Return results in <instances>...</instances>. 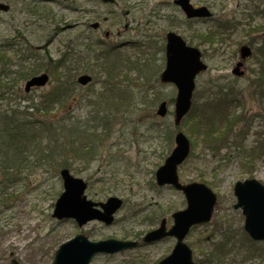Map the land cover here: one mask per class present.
Listing matches in <instances>:
<instances>
[{"label": "rangeland", "instance_id": "obj_1", "mask_svg": "<svg viewBox=\"0 0 264 264\" xmlns=\"http://www.w3.org/2000/svg\"><path fill=\"white\" fill-rule=\"evenodd\" d=\"M41 1L44 0H7L11 11L0 16V43L8 39L19 43L24 49L30 48V56L33 57L27 63L29 66H33L38 60L43 61L45 56L56 61L69 46L78 50V43L83 41L87 42L84 44L93 42L97 51L115 47L118 55L113 54L112 57L118 58L121 63L129 58L132 62L138 61L140 65L145 62L148 65L141 73L130 72V79L125 85H131L137 94L148 93L150 98L158 95L160 99L155 105L147 104L146 100L133 113H126V119L114 127L111 138L99 145L100 151L96 159L88 161L87 173L79 174L84 179L87 175V182L93 184L86 191L90 200L105 202L107 198L115 196L125 201L114 224L105 226L93 221L80 228L73 220L54 219L52 214L55 203L63 191L60 168L57 163L50 161L40 167L31 166L18 173L20 179L6 189V197L12 194L8 197L7 206L0 207V264H11L12 259L20 264H52L59 247L79 234H86L93 241L110 238L123 240L128 236L127 239L135 240L136 235L142 234L143 237L148 231L158 227L163 218L167 219V226L170 228L173 224L172 214L184 210L186 200L180 192L170 187L159 188L155 182L156 171L175 147L174 142L171 147L166 145L162 130L174 131L173 138L176 134L174 104L169 106L166 118L156 116V110L162 101L169 102L177 96L175 86L163 84L160 80L165 68V36L173 29L195 46L197 39L191 38L192 32L208 31L214 27L216 30L218 22L234 18L243 20V26L235 30L243 33L249 29L245 24L249 14L254 13L255 5L258 9L264 3L260 0H192L193 4L209 6L216 22H194L193 26H187L185 17L174 6V0H121L117 6L111 7L104 6L100 0H58L46 4ZM36 2L39 4L38 12H29L27 7L32 9L31 5ZM173 15L177 17L179 24L173 25L170 22L168 16L171 18ZM262 19L263 17H257L255 25L260 24ZM96 22L101 24L98 30L91 28ZM106 32L110 33L109 38L105 37ZM226 42L227 44L214 47L198 42L209 70L197 79L193 109L199 108L198 105L210 96L204 94L214 83L235 85L242 91L238 98L233 93L223 96L221 102L228 105L233 99L230 111L244 121H238L233 126V133L229 132L227 143L221 144L219 148L215 147L217 152H213L210 149L212 147L205 144L207 141L201 135L202 131L196 134L189 132L193 127L189 121L185 128L182 127V131L192 139L193 153L179 168L181 182L204 183L219 199L211 223L193 228L186 242L192 248L196 261L210 252L215 244L229 240L227 249H230V253L222 255L220 264H264L261 261L264 258V246L259 245L255 252L250 250L252 245L243 236L244 216L241 210L233 208L236 203L234 186L238 181L256 179L264 185L263 83L255 82L258 93H249V77L238 80L231 76L234 68L232 57L237 46L232 34ZM85 47L87 45L79 46V50H84ZM43 62L48 65L47 61ZM92 63L87 64V71L80 69L83 72L77 74V77L80 74L93 77V82L86 86L89 94L93 90L99 91L102 88L99 81L103 80ZM250 65L253 69L251 74L257 80L260 77L262 79L259 67ZM50 77L46 87L34 89L31 93H25L26 81L19 80L13 90L21 99L11 104L18 105L20 111H24L29 104L25 98L35 97L34 102L38 103L54 87V77ZM77 94L69 99L64 108L53 110L46 119L59 120L82 115L85 110L79 104V97L84 92L79 89ZM82 102L86 101L83 99ZM0 106L4 109L6 105L0 103ZM28 112L34 114L33 109ZM43 115L35 116L43 119ZM247 120L248 130L243 140L245 151L241 149L237 153L239 147L235 148L233 142L244 131ZM251 152L259 154L251 158ZM114 176L117 180L111 179ZM107 188L113 191L102 193ZM150 214H155L158 219L157 225L153 227L145 219ZM204 238H210V241L203 243ZM175 243V240L167 239L161 244L141 246L119 255H99L92 264H157L171 253ZM202 247L210 251H202ZM252 253L255 254L254 257H250L253 256Z\"/></svg>", "mask_w": 264, "mask_h": 264}, {"label": "trees", "instance_id": "obj_2", "mask_svg": "<svg viewBox=\"0 0 264 264\" xmlns=\"http://www.w3.org/2000/svg\"><path fill=\"white\" fill-rule=\"evenodd\" d=\"M220 28H229V25L221 24ZM214 37L211 34L207 36L210 42L215 41ZM8 50L13 51V54L10 55ZM30 52V48L24 49L19 43L10 40L3 41L0 47V102L7 104L4 109L0 106V175L6 177L5 182L0 183V207L7 206L8 197L12 196L11 194L6 197V189L17 181L13 172L20 173L31 166L40 167L50 161L57 163L60 169L70 170L76 176L87 173L88 161L96 159L100 151L99 145L111 138L114 127L126 119V113H133L146 100L147 104L155 105L160 99L158 95L150 98L148 93L137 94L131 85H125L130 79V72L141 73L148 65L147 62L140 65L138 61L132 62L129 58L121 63L118 58L112 57L113 54L118 55L115 48L97 51L92 45H87L84 50H79V47L75 50L74 46H69L56 61L45 56L43 61H47L48 65L36 59L38 62L33 66H26L23 62L33 57H30ZM91 62L103 80L99 81L102 88L89 94L86 88L81 89L76 77L78 73L87 71V64L90 65ZM42 70L54 77V87L43 95L38 103L34 102L35 98H25L29 104L24 111H20L18 105L11 104L17 101L13 87L19 80H27ZM79 89L84 92L79 97V104L85 110L82 115L59 120L46 119L53 110L64 108L70 98L78 95ZM83 99L85 103L82 102ZM174 102L175 99L172 98L168 103ZM229 104L223 105L221 98L211 93L205 102L198 105L199 108L195 107L191 111L183 125L176 128L175 132L185 128L189 121L190 126L193 124L189 132L196 134L202 131L201 135L207 141L205 142L211 149H216L218 144L226 143L227 134L234 121L229 113ZM31 108L34 114L28 112ZM36 114L37 117L44 114L45 118L38 119ZM152 126L162 127L155 124ZM162 132L166 145L171 147L174 131L163 129ZM257 156L258 154L251 152V158ZM111 179L117 180V177ZM92 185L91 183V187ZM109 191L113 190L103 189L102 193ZM154 217L155 215L152 218L155 219ZM245 238L252 245V252L261 245L251 241L246 234ZM227 244L228 242H220L217 246L218 254L211 251L207 263L200 264H217L221 261ZM213 259L216 263H213Z\"/></svg>", "mask_w": 264, "mask_h": 264}, {"label": "water", "instance_id": "obj_3", "mask_svg": "<svg viewBox=\"0 0 264 264\" xmlns=\"http://www.w3.org/2000/svg\"><path fill=\"white\" fill-rule=\"evenodd\" d=\"M106 3H114L115 0H103ZM189 18L210 17L207 8L194 9L190 0H177L175 2ZM0 9L8 11L9 7L0 4ZM98 24L94 25L97 27ZM243 58L249 55L247 49H243ZM208 66L201 60V52L188 47L183 39L175 33L167 35L166 67L161 75L163 83L173 84L177 88L175 101V124L179 126L192 108V98L196 88L197 76L207 71ZM237 67L234 73L239 76ZM48 74L33 77L26 83V91L32 88H42L49 82ZM92 81L89 75H82L78 83L86 86ZM168 113L167 103L163 102L157 111V115L165 117ZM191 143L183 132L175 136V148L166 159L163 166L156 172V182L160 187L169 185L183 192L187 201V208L173 214L174 226L167 231L166 220L161 227L148 233L143 242L152 243L165 237L177 239L172 254L163 259L159 264H195L193 254L187 244L186 236L192 227L207 224L211 221L217 203L216 194L202 183L183 185L180 183L178 168L190 156ZM64 191L58 198L52 217L57 220L73 219L79 227L89 222L99 221L106 225L114 222L115 214L122 208L123 201L117 197H110L106 202L95 203L89 200L85 194L87 183L73 176L67 169L60 172ZM237 197L236 210L242 209L245 216V231L255 241H264V186L256 180L238 182L234 189ZM137 242L104 240L93 242L85 235H77L73 239L62 244L55 254L52 264H91L98 254L112 255L127 249L134 248ZM13 264H18L13 261Z\"/></svg>", "mask_w": 264, "mask_h": 264}, {"label": "flooded vegetation", "instance_id": "obj_4", "mask_svg": "<svg viewBox=\"0 0 264 264\" xmlns=\"http://www.w3.org/2000/svg\"><path fill=\"white\" fill-rule=\"evenodd\" d=\"M236 1H244L245 2V1H255V0H236ZM260 1L264 2L263 0H260ZM0 2H1V4L9 6L11 8V5L7 2V0H0ZM194 5H195V7L201 6L199 4H194ZM243 6L245 7V5H243ZM255 9H256V5H255ZM255 9H253L254 13L253 14L250 13L249 17L246 20L248 22H247V24H245V26L247 25L246 28H249V29L245 30L243 33H240L239 31H235V30H237L243 26V20H241L240 18H236L237 20H235V24H238V25L232 27V38H233V40H235V43L237 46V50L232 57V59L234 61V67L237 64H240L241 67L239 68V70H243L245 72V75L244 76H237L236 74L233 73L231 76L234 79H238V80H242L244 78L249 77L250 78V81L248 84V86L250 88L249 93H252V92L258 93L256 91V88H255V82L260 81L261 83H263L261 88L264 89V3L262 4V6H260L257 9V11H255ZM9 12L10 11H8V13ZM8 13H4V12L0 11V16L3 14H8ZM257 17H263V19H262L260 24L255 25ZM184 21H185V23H186V21L189 23H193V22L200 23V24L205 23V20H202V19H192V20L186 19ZM250 24H251V26H250ZM197 32L200 35L199 30ZM194 33L195 32L191 33V35H192L191 38L197 39V42H196L197 45H195V46L200 47V45H198V42H203V40L198 36L194 37ZM188 44L190 45L193 43L188 42ZM243 48H246L250 51V54L246 59L242 58V49ZM250 64H253L255 67H259V71H261L263 74L262 79L260 77V80H257L251 74V73H253V69L250 67L251 66ZM215 87L217 88V94H221V93L225 92L226 90H229V92H231V94L235 93L236 98H238V96L242 93V91L237 89V87L235 85H224V84L220 85V83H215ZM262 93H264V92H262ZM234 115H237V114L234 113ZM244 128H245L244 131L241 132L237 138L241 137L242 135L246 136L247 130H248L247 124L245 125ZM166 240L167 239L162 240V241L157 242V243H153L152 246L161 244ZM11 264H12V261H11Z\"/></svg>", "mask_w": 264, "mask_h": 264}]
</instances>
